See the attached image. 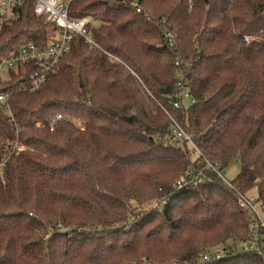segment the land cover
<instances>
[{
    "label": "trees",
    "instance_id": "obj_1",
    "mask_svg": "<svg viewBox=\"0 0 264 264\" xmlns=\"http://www.w3.org/2000/svg\"><path fill=\"white\" fill-rule=\"evenodd\" d=\"M35 3L0 26V57L57 32ZM69 15L96 46L75 37L34 92L33 63L0 74V264H264L237 248L239 195L264 212V0H72ZM179 82L195 100L175 107Z\"/></svg>",
    "mask_w": 264,
    "mask_h": 264
},
{
    "label": "built area",
    "instance_id": "obj_2",
    "mask_svg": "<svg viewBox=\"0 0 264 264\" xmlns=\"http://www.w3.org/2000/svg\"><path fill=\"white\" fill-rule=\"evenodd\" d=\"M71 1L72 0H36L34 8L36 15L43 17L45 23L55 25L57 27V32L50 38L47 45L44 47H39L33 42H28L23 45L17 53L0 57V74L33 63L34 70L29 74L28 86H26L30 91L34 92L41 88L50 74L56 72L60 59L69 52L71 43L75 37L81 36L91 46H96L87 28L90 22L89 17L72 18L69 15V4ZM23 4L24 0H0V26L18 20L19 8ZM8 98L9 93H0V102L6 107L9 106L7 103ZM172 99V104L175 107L183 106V103L185 104V99L190 100V103L195 100L182 82H179L178 92ZM8 110L10 113V109ZM164 110L168 113L166 109ZM61 118H63L61 114L52 118L50 122L51 129L54 128L57 121ZM171 119L172 123L170 127L172 133L180 140L185 139L193 144L191 134L187 133L174 118L171 117ZM194 147L196 146L194 145ZM23 149H25L23 145L17 142L13 143L12 151H20ZM210 166L215 170L217 169L216 166ZM219 174L223 177L222 173L219 172ZM192 180L194 182L201 181L202 171L198 173L195 171ZM182 181L185 183L186 178H182ZM226 182L231 187H234L231 181L226 180ZM239 203L243 208L247 209L252 216L250 220L251 240L242 244H247V249L255 250L264 257V217L260 216L258 213V207L256 206L257 204L260 205L258 197L240 194ZM260 208H262L261 205Z\"/></svg>",
    "mask_w": 264,
    "mask_h": 264
},
{
    "label": "rangeland",
    "instance_id": "obj_3",
    "mask_svg": "<svg viewBox=\"0 0 264 264\" xmlns=\"http://www.w3.org/2000/svg\"><path fill=\"white\" fill-rule=\"evenodd\" d=\"M6 73L7 72L1 73V76L2 77H6V75H7ZM185 104H190V100L185 99ZM239 171H240V164L238 162H233V163L229 164L224 169V173H223L224 174V179L225 180H228V181L233 180L237 176V174L239 173ZM249 194L251 196H257L255 189L250 190ZM256 206L258 207L257 209H258L259 215L262 216V217H264V212L262 211V208H260V205L257 204ZM241 245L243 246L244 249H247L248 248V245L247 244H244V245L243 244H237V248L238 249H242V246Z\"/></svg>",
    "mask_w": 264,
    "mask_h": 264
}]
</instances>
